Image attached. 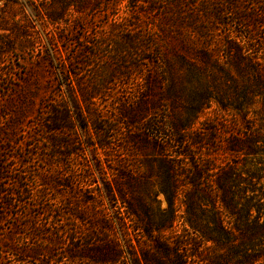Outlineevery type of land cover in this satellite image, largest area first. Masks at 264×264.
Segmentation results:
<instances>
[{
	"label": "trees",
	"instance_id": "trees-1",
	"mask_svg": "<svg viewBox=\"0 0 264 264\" xmlns=\"http://www.w3.org/2000/svg\"><path fill=\"white\" fill-rule=\"evenodd\" d=\"M27 5L52 76L0 138V264H264V0Z\"/></svg>",
	"mask_w": 264,
	"mask_h": 264
},
{
	"label": "rangeland",
	"instance_id": "rangeland-1",
	"mask_svg": "<svg viewBox=\"0 0 264 264\" xmlns=\"http://www.w3.org/2000/svg\"><path fill=\"white\" fill-rule=\"evenodd\" d=\"M27 3L28 0H0V138L6 136L10 123L16 122L17 131L14 135L17 132H30V123L45 94L44 86L52 76L50 67H42L39 62L31 63L30 57L26 54L28 50L26 40L14 29L16 24H24V27H27V22L31 21L29 31L32 41L40 38L45 42L42 27L29 12ZM33 90H40L36 98L30 92ZM17 116L20 117L17 119ZM8 149L7 157L17 158L9 164L16 166L19 171L30 173L45 165L44 157L39 160L32 159L34 158L32 154H37V150L16 145ZM159 200L161 208L165 209L167 204L164 198L160 196ZM7 261L15 264L12 258H8Z\"/></svg>",
	"mask_w": 264,
	"mask_h": 264
}]
</instances>
